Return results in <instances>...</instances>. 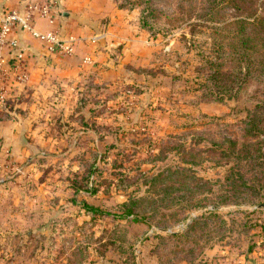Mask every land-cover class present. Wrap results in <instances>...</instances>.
I'll return each instance as SVG.
<instances>
[{
  "label": "rangeland",
  "instance_id": "1",
  "mask_svg": "<svg viewBox=\"0 0 264 264\" xmlns=\"http://www.w3.org/2000/svg\"><path fill=\"white\" fill-rule=\"evenodd\" d=\"M146 1L110 0L111 17L84 23L107 34L105 78L71 76L36 118L45 136L22 155L9 149L12 165L3 158L0 264L264 260V213H254L264 166L247 124L251 110L264 120V80L254 72L232 97L219 92L236 67L230 37L218 53L215 34L254 22L264 0L252 10L246 0ZM83 201L119 216L87 212Z\"/></svg>",
  "mask_w": 264,
  "mask_h": 264
},
{
  "label": "crops",
  "instance_id": "2",
  "mask_svg": "<svg viewBox=\"0 0 264 264\" xmlns=\"http://www.w3.org/2000/svg\"><path fill=\"white\" fill-rule=\"evenodd\" d=\"M25 1L0 0V14L5 11H17L21 14L22 5ZM58 2L61 16L55 19L52 25H48L45 20H37L35 26L40 32L55 29L65 37L77 39L74 54L47 53L40 41L23 32L20 28L13 30L10 35V40L16 41L17 48L7 46L4 50L8 68L15 58L17 50L24 53L29 78L27 82L19 83L13 76H9L8 87L5 92V96L10 98L8 106L14 102L20 111L12 112L8 119L0 120V165L2 166L4 157H8V162H4V164L12 165V161L9 160L11 153L18 152L22 155L21 151L26 150V144H31L28 141L45 136L46 132L41 134L38 129L42 128L41 125L43 124L46 127L47 122L36 118L40 112L50 113L52 105L55 106L51 102V96L54 97L53 93L57 91L58 87L67 85V81L72 80L71 76L73 75L76 77L87 75L88 69L96 70L98 81H100L99 77L105 78L102 74L103 70L99 69L100 61L105 59L100 58L101 52L98 49L107 43L104 42L107 34H93L87 31L84 23L86 24L88 19L99 20L111 17L115 13V9L110 0H58ZM78 18L83 21V24L78 22ZM123 21L124 19L120 22ZM124 24L127 28L129 23L125 21ZM68 27L74 28L76 31L72 32L68 30ZM62 32H65V35ZM106 32L110 35L109 31ZM111 44L116 45L113 42ZM86 56L90 58L88 63L83 62V58ZM98 69L99 71H97ZM22 141H25L24 145ZM9 149L13 152H10ZM17 163L19 164V160ZM261 261L264 262L263 259ZM261 263L259 262V264Z\"/></svg>",
  "mask_w": 264,
  "mask_h": 264
},
{
  "label": "trees",
  "instance_id": "3",
  "mask_svg": "<svg viewBox=\"0 0 264 264\" xmlns=\"http://www.w3.org/2000/svg\"><path fill=\"white\" fill-rule=\"evenodd\" d=\"M255 0H246L248 2V9L252 10V3L254 4ZM149 4V0L145 2ZM238 12L245 13V8L243 7H235L234 8ZM248 15V13H246ZM227 26L231 27L232 32H228L227 35L215 34L219 37V41L217 42V50L218 53L221 52L223 45L226 43L220 42L225 37H230L227 47L230 49L227 51L226 55L229 58V62H233L236 70H232L231 67L227 73L228 84L227 88L222 89L221 92L223 95L228 96V98L232 97L234 94V90H239L243 85V80L246 75L251 76L254 72L257 73L258 78H262L264 80V3L262 4V10L260 16L254 22H246V21H237L228 24ZM230 45V46H229ZM232 47V48H231ZM243 62H246V65H242ZM232 63V64H233ZM211 66H218L216 62H211ZM213 72L210 74V79H214V77L220 74L219 68L212 69ZM237 88V89H236ZM9 100H6V106L0 105V120L8 119L12 115V112H19L20 108L14 102L10 103L8 106ZM264 107V103L262 104ZM250 115L248 116L247 124L249 125V136L253 139H256L254 143H252V147L256 152L257 166H264V120L260 119L257 110H251ZM261 115L264 116V109L261 112ZM260 120V121H259ZM244 152L248 153V148H243ZM253 156V155H251ZM263 201H258L255 203L256 205L262 204ZM82 207L87 212H104L105 214L112 215L114 217L119 215H113L110 211H103L98 207L90 205L83 201ZM131 206L128 203H124L121 205V208H127ZM127 214H130L131 210L128 209ZM264 213V208H256L254 209V213ZM264 243V240H262Z\"/></svg>",
  "mask_w": 264,
  "mask_h": 264
},
{
  "label": "built area",
  "instance_id": "4",
  "mask_svg": "<svg viewBox=\"0 0 264 264\" xmlns=\"http://www.w3.org/2000/svg\"><path fill=\"white\" fill-rule=\"evenodd\" d=\"M58 0H26L22 5V13L17 11H5L0 14V105L6 106L5 101L10 99L5 96L8 87L9 76H13L19 83L28 81L29 72L24 53L17 50L12 64L8 68L4 50L7 46L17 48L16 41L10 40L13 30L20 28L23 32L40 41L47 53H61L72 55L75 51L73 37L62 36L58 30L40 32L36 29L37 20H45L48 25H52L55 19L61 15L59 13ZM88 56L83 58V62L88 63Z\"/></svg>",
  "mask_w": 264,
  "mask_h": 264
},
{
  "label": "water",
  "instance_id": "5",
  "mask_svg": "<svg viewBox=\"0 0 264 264\" xmlns=\"http://www.w3.org/2000/svg\"><path fill=\"white\" fill-rule=\"evenodd\" d=\"M261 207H264V204L260 205Z\"/></svg>",
  "mask_w": 264,
  "mask_h": 264
}]
</instances>
